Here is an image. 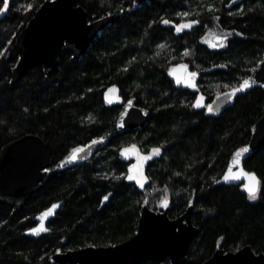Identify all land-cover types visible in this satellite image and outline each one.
Instances as JSON below:
<instances>
[{
  "label": "trees",
  "instance_id": "1",
  "mask_svg": "<svg viewBox=\"0 0 264 264\" xmlns=\"http://www.w3.org/2000/svg\"><path fill=\"white\" fill-rule=\"evenodd\" d=\"M43 1L8 0L3 10L0 0V149L33 133L51 154L49 172L25 206L13 213L0 202V264H56L50 255L57 249L123 242L135 234L143 202L158 209L165 198L172 218L194 199L200 231L184 264H201L217 247L249 244L264 252V144L244 161L258 177L255 198L243 183L220 182L232 152L249 141L264 113V84L218 116L205 113V104L264 57V0H80L90 20L113 13L112 22L80 57L62 48L57 69L33 67L12 85L21 54L16 36ZM188 21L197 24L177 31ZM178 62L199 72L197 91L171 79ZM129 99L147 107L149 119L142 129L114 135ZM99 136L109 138L105 147L88 160L71 159ZM127 145L160 150L145 163L142 183L129 179L132 159L121 156ZM59 200L51 231L26 234L36 214Z\"/></svg>",
  "mask_w": 264,
  "mask_h": 264
},
{
  "label": "water",
  "instance_id": "2",
  "mask_svg": "<svg viewBox=\"0 0 264 264\" xmlns=\"http://www.w3.org/2000/svg\"><path fill=\"white\" fill-rule=\"evenodd\" d=\"M148 0H135L142 4ZM115 14L102 15L89 19L87 10L80 0H44L36 9L27 24L16 36L21 54L11 70L10 82L17 84L33 67L41 66L49 74L59 66V53L62 48L69 50L74 57L83 55L98 34L112 22ZM197 24V21H188ZM195 74L192 76V74ZM170 77L178 86L198 90L199 72L185 62H178L170 70ZM244 80L250 86L232 94ZM264 84V57L234 87L216 94L207 104V115H220L234 103L237 96L256 86ZM121 101L120 98H118ZM212 111H208V106ZM150 116V110L127 100L116 120V130L121 134L131 129H142ZM109 138L95 137L79 149L78 162L88 160L94 153L105 147ZM264 144V113L252 125L248 142L238 146L231 154L220 182L239 184L248 189L257 187L256 173L247 170L244 161ZM246 149V151H241ZM241 153L237 159L236 154ZM51 154L46 141L39 135L27 133L5 143L0 149V202L13 206L16 213L40 188L42 179L49 172ZM225 176L229 178L226 180ZM254 177L253 179H250ZM63 200L55 201L36 214L37 223L26 230V234L40 236L51 231L49 221L53 218ZM166 204V206H165ZM55 206V207H53ZM170 200L161 201L158 209L143 202L137 230L127 240L110 245H87L76 249H57L50 255L56 264H140L144 261L168 259L167 264H184L188 249L200 231L192 220L194 199L186 210L177 217L169 216ZM201 264H264V252H256L247 244L236 250L217 247L212 255Z\"/></svg>",
  "mask_w": 264,
  "mask_h": 264
},
{
  "label": "rangeland",
  "instance_id": "3",
  "mask_svg": "<svg viewBox=\"0 0 264 264\" xmlns=\"http://www.w3.org/2000/svg\"><path fill=\"white\" fill-rule=\"evenodd\" d=\"M215 38L221 39L219 36ZM110 96L113 97L114 94L111 93ZM154 149H159V148L154 147L152 151H150L149 153H144L140 151L135 145L123 146L121 149V156L123 158L132 159L128 176L135 177L134 179L138 183H142L144 181V174H143L144 165L148 159L156 155V153L153 152ZM145 157H150V158L144 159Z\"/></svg>",
  "mask_w": 264,
  "mask_h": 264
},
{
  "label": "snow or ice",
  "instance_id": "4",
  "mask_svg": "<svg viewBox=\"0 0 264 264\" xmlns=\"http://www.w3.org/2000/svg\"><path fill=\"white\" fill-rule=\"evenodd\" d=\"M7 7H8V0H4L3 10H6ZM164 23H168V21H164ZM188 27H191V25H190V24H184V25H181V26H179V28L177 29V31H179V30H181V29H183V28H188ZM213 46L215 47V45H213ZM194 75H195V74L193 73L192 76H194ZM249 86H250V80H244L243 83L240 85L239 88H234V89H233L232 94H235V92H237V91H241V90H243L244 88H247V87H249ZM199 106H202V105L198 102V103H197V107H199ZM212 110H213L212 107L209 105V106H208V111L211 112ZM82 151H84V149H79V148H78V149H75L74 152H73V154H72V156H71V159H76L78 153H80V152H82ZM241 151H246V149L241 150ZM153 152L156 153V154H158V153H159V149H154ZM240 154H241V153H239V152L236 154L237 159L239 158ZM148 158H150V157H145L144 159H148ZM134 178H135V177H129V179H134ZM228 178H229L228 176H225V179H226V180H227ZM250 179H253V180H254V177H252V178H250ZM248 191H249L250 196H251L252 198H255V193H256V187H255V185L249 187V188H248ZM165 206H166V204H165ZM53 207H55V206H53Z\"/></svg>",
  "mask_w": 264,
  "mask_h": 264
}]
</instances>
